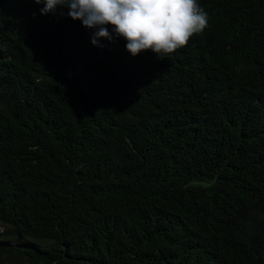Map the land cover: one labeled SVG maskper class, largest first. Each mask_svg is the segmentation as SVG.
Returning a JSON list of instances; mask_svg holds the SVG:
<instances>
[{
  "label": "trees",
  "instance_id": "obj_1",
  "mask_svg": "<svg viewBox=\"0 0 264 264\" xmlns=\"http://www.w3.org/2000/svg\"><path fill=\"white\" fill-rule=\"evenodd\" d=\"M197 2L160 59L0 0V264H264V0Z\"/></svg>",
  "mask_w": 264,
  "mask_h": 264
},
{
  "label": "clouds",
  "instance_id": "obj_2",
  "mask_svg": "<svg viewBox=\"0 0 264 264\" xmlns=\"http://www.w3.org/2000/svg\"><path fill=\"white\" fill-rule=\"evenodd\" d=\"M43 5L40 14L66 15L94 29L91 43L104 45L117 38L126 41L133 56L151 51L160 59L188 45L190 39L208 27V14L197 0H33ZM60 15H65L60 11ZM111 26V31L109 27Z\"/></svg>",
  "mask_w": 264,
  "mask_h": 264
}]
</instances>
